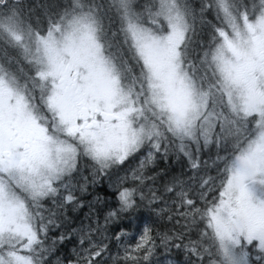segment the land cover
<instances>
[{"label":"snow or ice","instance_id":"snow-or-ice-1","mask_svg":"<svg viewBox=\"0 0 264 264\" xmlns=\"http://www.w3.org/2000/svg\"><path fill=\"white\" fill-rule=\"evenodd\" d=\"M0 264H264V0H0Z\"/></svg>","mask_w":264,"mask_h":264}]
</instances>
